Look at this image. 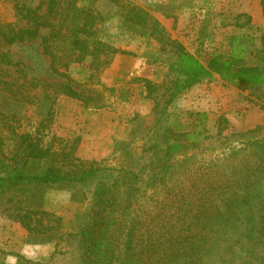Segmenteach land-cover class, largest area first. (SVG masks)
<instances>
[{
	"label": "trees",
	"instance_id": "trees-1",
	"mask_svg": "<svg viewBox=\"0 0 264 264\" xmlns=\"http://www.w3.org/2000/svg\"><path fill=\"white\" fill-rule=\"evenodd\" d=\"M260 5L264 16V0ZM14 8V21H0V63L10 64L2 44L41 37L52 69L65 77L53 83V89L89 106L92 97L55 63L57 44L52 41L58 31H51L49 18L57 12L58 0H40L36 7L14 0ZM61 17L71 34L67 48L74 55L69 60L90 56L89 67L96 71L119 52L96 37L95 17L85 9L71 2L62 8ZM123 17L142 27L150 20L154 31L159 26L135 7L127 8ZM260 34L259 47L252 35H230L226 47L216 46L205 64L175 43L177 59L170 67L175 75L166 104L212 73L235 86L264 82V29ZM142 80L150 96L156 85ZM196 118L187 130L151 126L139 154L125 151L128 162L116 166L75 156L73 143L44 144L43 120L34 133L15 132L7 152L0 130V211L19 222L30 242L37 243L39 236L48 239L57 230L50 221H60L39 207L42 187L92 184L83 197L88 208L79 230L65 235L75 241L77 264H262L264 138L198 157L196 151L210 135L199 127L205 113L197 112ZM227 122L219 118L217 135Z\"/></svg>",
	"mask_w": 264,
	"mask_h": 264
},
{
	"label": "rangeland",
	"instance_id": "rangeland-1",
	"mask_svg": "<svg viewBox=\"0 0 264 264\" xmlns=\"http://www.w3.org/2000/svg\"><path fill=\"white\" fill-rule=\"evenodd\" d=\"M17 1L29 7L40 2ZM260 1L58 0L57 12L49 18L51 31H58L52 41V45L57 44L55 63L58 71H65L80 83L83 94L92 97L90 105L53 89L52 84L64 82L65 77L52 69L41 37L2 44L10 60V64L0 63L4 150L12 149L15 132L34 133L43 120L44 144L51 142L56 147L73 143L75 156L116 166L128 162L125 151L139 154L151 126L187 130L198 121L197 112L205 113L204 124L199 127L210 135L196 151L198 157L264 138V82L235 86L212 73L180 91L172 102H165L175 75L170 73L177 59L175 43L203 64L216 46L226 47L230 35H252L259 47L264 16L254 8ZM71 2L95 17L96 37L119 50L107 66L91 70L90 56L79 62L69 60L74 55L71 47L67 48L71 34L61 21V12ZM129 7L157 20V31L150 20L143 27L125 20L123 15ZM15 19L14 0H0V21ZM148 31L154 33L143 35ZM48 32L43 30L42 34ZM142 79L156 85L150 96ZM220 117L227 119L228 126L219 136ZM92 187L81 183L42 187L39 207L60 221H50L57 230L48 239L39 236L37 243L30 242L19 222L0 211V264H77L75 241L65 239V235L79 230L88 208L83 197Z\"/></svg>",
	"mask_w": 264,
	"mask_h": 264
},
{
	"label": "crops",
	"instance_id": "crops-1",
	"mask_svg": "<svg viewBox=\"0 0 264 264\" xmlns=\"http://www.w3.org/2000/svg\"><path fill=\"white\" fill-rule=\"evenodd\" d=\"M255 13L257 12V11H259V13H261L262 14V9H261V5H260V2L259 3H256V5H255ZM248 12V14L250 13L249 11H247ZM263 16V15H262Z\"/></svg>",
	"mask_w": 264,
	"mask_h": 264
}]
</instances>
